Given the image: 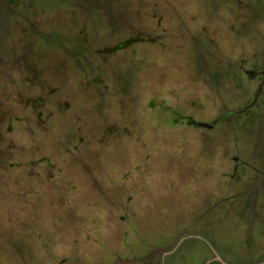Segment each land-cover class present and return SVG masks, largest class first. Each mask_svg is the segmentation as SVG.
Masks as SVG:
<instances>
[{
	"label": "rangeland",
	"instance_id": "374dc122",
	"mask_svg": "<svg viewBox=\"0 0 264 264\" xmlns=\"http://www.w3.org/2000/svg\"><path fill=\"white\" fill-rule=\"evenodd\" d=\"M0 264H264V0H0Z\"/></svg>",
	"mask_w": 264,
	"mask_h": 264
}]
</instances>
